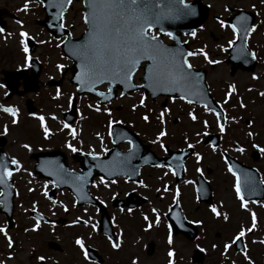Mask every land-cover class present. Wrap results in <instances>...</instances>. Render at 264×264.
Segmentation results:
<instances>
[{
    "label": "flooded vegetation",
    "instance_id": "af4514ba",
    "mask_svg": "<svg viewBox=\"0 0 264 264\" xmlns=\"http://www.w3.org/2000/svg\"><path fill=\"white\" fill-rule=\"evenodd\" d=\"M187 1L192 2L196 0ZM201 1L202 5L199 6L203 7L206 5L208 8L206 19L202 26L195 31V36L190 34L184 36L183 40L187 42L188 47L193 52L203 48L207 52L209 59L220 62L214 65L209 64L203 55L189 57V61L194 68L206 72L208 88L224 110L223 125L225 131L221 132L218 128L215 113L206 111L203 105L196 103L188 104L187 101L181 99H172L173 101L165 97H161V99L162 104H164L165 100L173 104L176 103L175 105L178 106L177 109L180 107L187 114L192 112L194 115H197L200 110L202 115L207 112V116L204 115L205 117H201L202 129L198 131V129L192 127L193 130H190V136L194 135L198 137L202 134L205 135V133H217L220 135V144L218 147H212L211 145L205 144L203 139H200L198 142L194 141L193 145L195 147L193 148V152L199 153L201 159L197 161L194 155L188 156L183 162V172L178 174L179 179L176 175L171 174L168 167L169 164L167 163L141 166L136 177L137 179H134L133 176L136 170H131L129 175L118 177L114 180L103 179V184L100 183L101 177L94 175L89 185V191L91 196L99 202V205H95L88 202L78 203L72 190L68 186V183L71 182L69 180V171L75 173L83 172V168L91 169V161L86 165L85 155L82 156L77 152H72L66 146L69 143L72 144L67 139L64 141L63 146L55 144L53 146H46L47 149H42L45 145L41 143L44 141H39L37 144L39 150H35V152L40 150H62L64 154L53 157L52 161L55 163L48 164L46 167L64 164L63 169L66 170L67 174H58V167H54L55 169L50 171L51 177L41 176L36 171L34 157H31L34 164L28 170L30 176L28 175L24 178L21 171H15L13 174L16 204L22 205V202L18 203L20 199L25 201L24 214L33 223L31 227H24L25 232L26 229L32 231L31 244L35 247V250L33 252L34 261L31 264H168L169 259L173 261V264H250V261L251 264H261L262 262L264 264V256L261 262L259 259V255L261 254L258 251L255 254L257 256L253 255L255 248L247 238L248 236H256L255 233L257 231H261L264 237V227L260 229L261 225H264V184L259 183V181L264 180V171L257 164L262 157L261 151L253 149L248 154L253 162H249L239 158L236 150L242 148L243 151H240V154H244L248 148L251 146L253 148L251 142L250 144H244L238 141L234 142L230 148L226 147V151L231 152V154L257 171L254 172V175H251L256 184V190L254 192L247 191L244 194V198L249 202L247 210L240 207L241 202L236 196L234 187L236 177L228 171V166L226 172L232 178L234 197L232 200L235 206L232 203L226 205V203L224 204L221 201L222 199H219L218 190L216 189L217 182H215L213 177H210V174L214 171L212 167L208 166L205 168V171H202L205 167L203 163L207 161L206 156L211 152L218 154L221 159V164L226 162L223 158L225 156L224 148L228 144V141H230L228 137H225L228 132L230 119H227L228 112L226 108L230 106L232 99L234 98V103L241 110H246L249 104H255L259 101L264 102V96H259L258 93L260 91L256 90L255 84H252L248 88L242 86L239 89L237 83L236 95L225 103V91L223 97L220 99L219 93L214 89L210 81L213 69L219 64H227V74L231 76L248 71L251 73V77L253 73L259 76L256 73L257 67L261 66L264 62V0H237L236 6L226 5L228 11L226 16L218 14L214 17L218 22L224 20L226 24H228V18L235 12L247 17V19H252V26L254 25L255 27L248 34L247 48L244 47V53L246 54V51H248L251 59L255 62L254 67L249 68H245V63L242 61L232 63L228 59V41H234L235 38L231 28H222L220 26L219 30L225 32V42L213 44L212 38L215 39L216 33L211 28V19H213L212 3L207 0ZM25 3L26 0H0V28L1 23L6 24V27H8L13 22L17 23V21H20L23 23L28 19L27 17L31 9L28 5L27 10H25ZM201 33L205 34L202 35ZM164 40L171 43L168 37H165ZM251 53H255V59L252 58ZM17 64L18 62L14 60V57L12 59L9 57L8 64H3V67H0V69L17 70L26 66L25 63ZM262 92H264V89ZM167 101L163 106H167ZM241 102L245 107H240ZM170 109L172 112L174 107L173 109L170 107ZM262 114H264V111ZM188 119L191 124L192 119L189 115ZM204 121L208 122L207 126L203 123ZM252 122L253 118L247 117V126L253 127L251 125ZM215 124L217 131L214 132L211 130ZM251 127L249 130L245 129L246 136H249L248 133L251 132L252 135L250 137L255 139L257 134ZM263 128V126L260 127V129ZM49 136L52 139L54 134L51 133ZM140 136L142 142L147 146L144 145L138 158L133 160V166L142 164L143 158L148 153L147 147L149 146L158 157L170 156H168L167 150L161 147V150L153 148L152 144L146 140L147 138L143 134H140ZM157 142L159 145L163 143L165 148L167 146L171 147L167 148L170 152L187 148H180L175 145L177 144L176 140H172L171 143L164 141ZM253 142L256 143L257 141ZM77 145L74 147H77L80 152L88 153L92 151L85 148L81 142L77 143ZM128 147L129 143L121 145L122 150H126ZM196 163L199 169H201L202 174L197 172V177L194 178L193 172ZM155 171H162L163 173H167V175H165L164 179L157 182L160 191H156L154 197L150 198L149 186L151 184L149 183V179L152 178L151 175ZM141 181L143 184H141ZM185 181H190V183H185ZM54 182L55 187L52 186ZM105 184H107V187H105ZM165 185L168 186L169 191H164ZM203 185L206 187V191L200 197L197 188L201 189ZM23 186H27V192L24 191ZM190 186L191 193L187 197L186 194ZM29 188L33 189V191H28ZM177 189L179 190V196L176 198L177 202L174 203L173 196ZM225 189L227 190L228 188L226 187ZM45 191L48 192V196L44 195ZM53 200L56 201L55 204L52 203ZM101 201L104 203H101ZM212 206L217 208L222 218H217V215L211 211ZM33 208H35V211H33ZM65 208H67V211L64 210ZM153 208L157 210L156 213L152 212ZM252 213L256 215L255 229L252 232H247L239 242L229 248L230 252L232 250L231 256H229V249L225 252L224 244H231L232 238L236 236L242 226L245 228L251 227ZM157 214L159 215V223L155 222ZM225 215L228 217L227 220L224 219ZM145 216L148 217L147 220L144 219ZM77 217L81 218V222L73 224L72 221ZM213 219L214 221L215 219L221 221V226L214 223ZM37 220L40 221L39 228L33 231V225ZM84 220H88L89 224L85 225L83 223ZM92 224L96 225L95 230L91 228L90 225ZM149 224L152 226L149 227ZM170 234L172 238L171 244L168 243ZM77 237L83 239L85 243L88 252L87 260L82 250L75 244ZM261 239L264 240L263 238ZM113 243L119 244V247L113 248ZM262 244L264 245V243ZM10 249L11 251L8 252L7 256L13 255L14 252L16 254L19 253L15 249L14 244ZM169 250L173 252L171 258L168 256ZM232 253L235 255L233 256ZM245 254L250 257V261L245 259ZM37 256H44L45 260L38 262L36 260ZM28 264L30 263L28 262Z\"/></svg>",
    "mask_w": 264,
    "mask_h": 264
},
{
    "label": "rangeland",
    "instance_id": "374dc122",
    "mask_svg": "<svg viewBox=\"0 0 264 264\" xmlns=\"http://www.w3.org/2000/svg\"><path fill=\"white\" fill-rule=\"evenodd\" d=\"M207 1L212 3L213 19H211V28H213L216 33L215 39L211 37L213 44L217 42L224 43L225 32L219 30V22L214 17L218 14L226 16L228 14L226 5L229 4L230 6H236L237 0ZM26 3L31 9L28 15L35 21H37L38 18H45V12L41 8V0H26ZM83 14L84 4L82 0H72L68 10L64 13V25L72 32L74 37H79L86 28L82 19ZM29 16L27 17L28 21L25 20L26 22L24 21L21 24L13 22V24L8 26L5 30H3V32H0V56L2 55V65H0L3 67V64H8L9 57L10 59L14 57V60L18 62V64L24 63L23 58L28 55V52L25 53L23 50V45L19 41V39H21L19 33L27 30L26 33H28V35L35 34L36 36H33L36 37V40L39 42L37 49L34 51V55L44 61L45 68L43 67L44 70L40 76L41 80L48 81L50 79L58 80L62 78V83L58 86L43 85L36 92L28 93L23 96H14L11 99L6 100L7 102L3 99V90L0 87V104L4 106H11L18 110V123L15 125L11 123L12 117L9 114L0 111V135L7 136L6 151L8 152L9 157H14L15 155V158L20 162V165H22L20 171L24 178L29 175L28 170L32 168L34 164L30 155L33 150H39L37 148L39 141H44L41 143L42 145H45L42 149H47L46 146H53L55 144L63 146L64 141L67 139L73 146H76L77 143L81 142L86 148L88 147L89 150L96 151L97 153L104 151L108 140L110 139V120L128 122V125L139 131L140 134H143L144 137L147 138L146 140L152 144L153 148L159 150L161 149L159 143L156 141V137L161 130L164 131V128L167 130L166 136L162 137L159 142L164 141L171 143L172 140H176L177 144H173L180 148L188 147L187 145L194 144V141L198 142L200 139H205L206 136L204 134L198 137H195L194 135L190 136V130H193V128L198 129V131L202 129L201 117H205L207 115H202L201 110L197 114V119L195 120L196 122L191 120L190 124L188 114L180 107L177 109L178 106L175 105L176 103L173 104L172 102L170 103L167 101V106H163L162 99L152 101L149 97H147L148 99L143 97L145 104L144 106H141L140 100L143 96L142 91L116 98L111 107L109 105L100 106L97 99L91 97L90 95H83L81 97L78 96V118L75 123L70 125L69 128H64L62 123L63 112L69 109L73 96H76L77 94L75 85L70 82L72 73L69 68L72 65V61L65 57L61 50L60 43L62 39L53 38L46 28L38 25L35 21H30ZM5 31H9V33H6ZM10 31L12 33H10ZM11 34L13 36H10ZM201 34L204 35L205 33ZM41 41H43V43H41ZM206 41L211 44L209 40L206 39ZM60 64L64 65L63 69L57 68V65ZM227 70V64H219L215 69H213L210 76L212 86L219 93L220 99L223 97L225 88L228 87V84L235 85V81L238 83L239 89L242 86L246 88L251 87L252 84H255L256 90L260 92L264 89V62L261 66L257 67L256 73L259 74L257 80H253L251 78V73L249 71L237 74L236 76H231L227 74ZM260 75L262 76L260 77ZM101 88L104 89L105 87L102 86ZM57 90L60 92L59 96H57ZM28 98H32L34 100L36 110L33 113L35 115H31V113L27 110L26 100ZM133 105H136L135 109L133 108ZM97 106L100 107L101 111H95ZM169 106L172 109L174 107L172 112ZM248 107L246 110H241L236 103H234V99L232 101V105L227 107L228 118L232 116L230 119L232 121L229 122L228 132L225 136L228 137L230 141H228L224 150H227L226 147L230 148L234 142L239 141L244 144H250L251 142L257 147L251 148V146L244 154H240L241 152L238 150L236 151L239 158L253 162L248 154L251 153L253 149L264 147V128L260 129L261 126L264 127V114H262L264 111V102L259 101L255 104H249ZM105 108L111 110V115L104 111ZM165 108L170 111L165 113L164 121L166 123L164 122L162 124L158 117L161 111ZM147 114L149 115V120L145 121L142 117ZM40 116H44V124L48 127L49 131L50 129L55 131L53 132L54 137L52 139L46 138L43 140L42 138L36 136L44 133L39 120ZM53 116H55V119H52ZM247 117L253 118V122L251 123L253 127L247 126ZM5 125L8 129L7 133H4ZM250 127L256 131L257 136L255 139H252L250 136H246L247 133L245 132V129L249 130ZM73 129L76 131L75 139L71 136ZM59 131H64V134L59 133ZM207 131L209 130L207 129ZM211 131H217L216 124ZM97 133H99V136H97ZM64 136L66 137L65 139ZM253 141L257 142L254 143ZM24 144H28L31 151L23 148ZM228 154H231V152H228ZM261 155L262 157L257 164L260 165L264 171V152H261ZM206 158L207 161L203 163L205 164V167L202 171H205V168L208 166L212 167L214 171L210 174V177H213L215 182H217L216 189L218 190L219 199H222L221 201L224 204L226 203V205L232 203L235 206V203L232 200V198H234L232 191V178L226 172L228 166L227 162H223L221 164V159L218 154L213 152L208 154ZM197 168H199V166L196 163L193 172L194 178L197 177ZM151 176L152 178L149 179V183L151 184L149 186L150 198L154 197L155 192L158 190L157 182L164 179L165 173L162 171H155ZM23 187L24 191L27 192V186ZM226 187L228 188L227 190L225 189ZM190 193L191 186L188 188V192L186 194L187 197L190 196ZM19 202H22L23 205H17L16 215H14L15 224L11 225V227L8 228L6 226V217L0 213V227L6 226L8 236L12 238L13 242H15L16 239L17 244L15 245V249L19 251L18 254L13 251L15 254L13 253V255L7 256L11 249L8 247L4 234L0 233V261H2L3 264H28V262L31 264L34 261L33 252L35 247L31 244L32 231L29 229H27V233L24 231L25 226L31 227L33 223L32 220L24 214L25 207L23 206L25 205V201L20 199ZM217 218L220 219L222 216H217ZM214 223L221 226V221L215 219ZM262 227H264V225H261L260 229H262ZM255 234L256 236H248L247 238L250 244H252L255 248L253 255L257 256L255 254L258 251L261 254L259 255V259L262 262V257L264 256V245L260 243V241H262L261 238L264 239V237L262 236L261 231H257ZM228 251L230 252V249ZM231 252L228 254L229 256H231ZM232 255L234 256L235 254L232 253ZM261 264H263V262Z\"/></svg>",
    "mask_w": 264,
    "mask_h": 264
},
{
    "label": "snow or ice",
    "instance_id": "6c2138e0",
    "mask_svg": "<svg viewBox=\"0 0 264 264\" xmlns=\"http://www.w3.org/2000/svg\"><path fill=\"white\" fill-rule=\"evenodd\" d=\"M44 0H41L43 3ZM72 0H53L52 3L49 4V7H55L60 10L61 17L63 16V8L65 4H71ZM85 5V12L82 16L83 22L88 30V38L82 44L73 45V55H75L81 64V71L75 77L77 81L81 84L91 83V84H99L103 81L107 80L109 83L113 81L119 80L120 83H123L125 87H137V85L132 84L133 73L137 70V67L141 65L142 61L149 62L148 64V75L147 79L151 82V84L155 87L161 88L165 92L170 91H183L186 95H198V93L193 91L194 85L199 81V73L192 72V64L186 57H192L196 55H203L205 60L209 64H218L220 63L217 60L209 59L207 52L204 51L203 48L198 49L196 51H189L187 53H183L179 49H170L168 48L160 39L162 36L166 35L170 40L176 41V36L171 32H165L163 27L160 26L161 22L167 19H179L180 17L189 15L192 13V9L189 4L185 2V0H82ZM25 10L28 8V4L24 5ZM239 27L237 24H226L224 20H220V26L222 28L229 27L232 29L233 34H237L241 29H243L244 34L247 35L249 31L254 30V25L249 27L247 24V17L240 16L237 18ZM17 23H22L17 21ZM60 27L63 28L65 25L63 23L60 24ZM157 30L154 32L153 29ZM0 32H3V29L0 28ZM21 37V44L24 45V52H28L27 44L24 42V38L28 36V33L21 31L19 33ZM191 35L195 36L196 33L193 32ZM67 37H65V40ZM43 43V41H41ZM64 43V40L61 41ZM233 40L228 41V46H233ZM240 55H245L243 48L239 50ZM252 58L255 59V53H251ZM234 59L237 57H233ZM27 59V57H26ZM57 68L63 69L64 65H57ZM253 80H257L258 76L253 73ZM3 87V85H0ZM251 90V89H249ZM109 93L111 89L109 88ZM236 93V86L234 84L228 85V91L226 93L225 103L227 102V98L231 97ZM260 96H264V92L258 93ZM7 96L8 93L5 92ZM60 95L59 90H57V96ZM99 96L104 99H108V96L105 95L104 92L98 93ZM121 96L124 95L123 92L120 93ZM181 100H185L186 96H180ZM71 99V98H70ZM188 104H193L194 101L192 99H187ZM144 98L141 97L140 105L144 106ZM91 107V106H90ZM240 107H245V105L241 102ZM133 108H136V105H133ZM205 110L211 113H215L217 118V123L219 124V129L221 132H224V125L220 122L221 113L217 112L214 108L208 107L205 105ZM0 111H3L6 114H9L12 119L11 123L13 125L18 123L17 113L18 110L10 107V106H0ZM95 111H101L100 107L97 106ZM105 112H108L111 115V110L108 108L104 109ZM170 111L165 108L161 111L158 119L163 124L165 113ZM31 115H35L31 113ZM188 115L192 120H196L197 117L189 112ZM55 119V116L52 117ZM143 120L148 121L149 116L144 115L142 117ZM41 126L43 127V132L45 138L49 136V129L44 124V116L39 117ZM114 123H120V121L110 120L109 127H111ZM205 126H207L208 122H203ZM65 128H69L70 125L65 123ZM7 126H4V133H7ZM199 135V134H198ZM207 135V133H205ZM249 136L252 135L251 132L248 133ZM71 136L73 139L76 137L75 129L72 130ZM99 136V133H97ZM166 136V132L161 130L157 137L156 141H160L162 137ZM154 141V142H156ZM115 143V141H113ZM131 144V141H129ZM72 152H78L79 149L74 147L72 144L66 145ZM189 148H194L195 145L188 144ZM160 147L165 149V145L160 143ZM253 147H257L253 145ZM23 148L31 151V148L28 144H24ZM213 150H215L213 148ZM239 151H243V149H238ZM261 152H264V148H260ZM134 149L130 150L129 157L133 154ZM195 156L196 160L199 161L201 156L199 153L193 152L191 153ZM87 155L91 156L93 160H98L99 157L95 152H88ZM223 155V153H222ZM117 157H120V153L116 154ZM11 166H15V168H10ZM95 167H100L101 170H108L109 175H111V169L117 167H125L130 166V162L128 158H120L118 161H109V162H101L100 164L94 165ZM20 162L15 158H11L8 160L5 157H0V185H3L4 188H10L11 185L8 183L9 178L12 177L13 171L21 170ZM169 171L172 175H176L177 173L171 168L169 165ZM135 171V169H133ZM197 172H201V169L197 168ZM228 171L232 173L233 176L236 177V183L234 185L236 196L240 200V207L247 210L248 201L244 198L241 190V178L236 175L233 171L231 165L228 166ZM58 174H67L66 170L62 167L58 170ZM74 175V174H70ZM91 175V170L86 173L84 176L76 177L75 179L78 181H85L86 176ZM167 175V173H165ZM100 183H104L103 178H101ZM114 183V181H113ZM185 183H190V181H185ZM244 183L247 185L248 191L254 192L256 190V184L253 181L252 177L245 174ZM260 184H264V180L259 181ZM141 184L143 182L141 181ZM55 187V182L52 185ZM107 187V184H105ZM28 191H33V189L29 188ZM157 191H160L159 189ZM164 191H169L167 185L164 186ZM0 192H3V189H0ZM4 195H7L4 192ZM45 196H48V192H44ZM177 196H179V190H176L175 195L173 196V202L176 203ZM51 199V197H49ZM53 204L56 201H52ZM101 203H104L101 201ZM75 206V205H73ZM67 211V208L64 209ZM35 211V208H33ZM131 211V209H129ZM211 211L215 213L217 216L220 213L217 211L215 206L211 207ZM153 213H156L157 210L155 208L152 209ZM145 220L148 219L147 216L144 217ZM224 219L227 220V215L224 216ZM251 227H241L239 232L235 237L232 238L231 244H224L225 252L235 243L239 242L247 232H252L256 227V215L255 213L251 214ZM81 222V218L77 217L72 221L73 224H77ZM156 223H159V215L157 214ZM40 221L37 220L33 225V231L39 228ZM83 223L85 225L89 224L88 220H84ZM199 223V221H197ZM93 230H95L96 225H90ZM152 225L149 224V227ZM27 231V229H26ZM0 233L4 234L7 244L9 248L13 247V240L8 236L6 231V226L0 227ZM111 239V237H109ZM168 243H172L171 234L168 238ZM260 243H264V240L260 241ZM75 244L79 246L82 250V253L85 259H88V252L85 247V243L83 239L77 237L75 239ZM113 248H118L119 244L113 243ZM215 247V245H213ZM203 251V249H201ZM168 256L171 258L173 256L172 250H169ZM245 259L250 261V257L245 254ZM36 260L38 262H43L45 260L44 256H37ZM0 264H3L0 261ZM168 264H173V261L169 259ZM251 264V261H250Z\"/></svg>",
    "mask_w": 264,
    "mask_h": 264
},
{
    "label": "water",
    "instance_id": "95a60500",
    "mask_svg": "<svg viewBox=\"0 0 264 264\" xmlns=\"http://www.w3.org/2000/svg\"><path fill=\"white\" fill-rule=\"evenodd\" d=\"M52 2H53V0H44V7L46 9L47 16L51 15V19L49 17H47V19H45L41 23L43 25H45L55 36H57L58 34H60V36L64 35V34L66 35L67 39L64 40V43H62V48H63V51H64L65 55L67 57H69L71 60H73V62H74L73 66L70 68L71 72H72L71 81L77 85L78 94L81 95L83 93H90L92 95H97L100 98L101 102H108V101H110L111 99H113L116 96V92L113 91L114 87L122 88L124 94L129 92V91H133V90L137 89L138 86L129 88V87H125V85L123 83H120L119 80L113 81V82H111L109 84V87H108V88L111 89V92L110 93H109V91L108 92H104L105 95L108 96V99H104L103 97L98 95V93H100V91H98L96 88H97V86H100L103 83H109V81L105 80V81H103L102 83H99V84H91V83L81 84L79 81H77L75 79L76 75L78 73H80V71H81V64H80V60L75 55H73L74 49H73L72 46L84 43V41L88 38V30L86 28L85 31L83 32V34L80 37L75 38L71 34L70 30H68L65 27L61 28L60 24L63 22V16L61 17L60 10H58L57 8L49 7V4L52 3ZM68 6H69V4H65V6H64V8L62 10L63 13L68 8ZM174 21H175V19L164 20V21L161 22L160 26H162L163 29L173 28L175 26ZM192 25H194V24L190 23V24L185 25L184 23H182V24L178 25V28L179 29H188V27H191ZM195 26H193V27H195ZM53 28H56V30H53ZM189 31L190 30H187L186 32L188 33ZM29 44H30L31 47L34 46V42H32L31 40L29 41ZM167 47L172 49V47H169V46H167ZM31 49H34V48H31ZM32 69H33V74L29 75V76H26L24 71L23 72L22 71L21 72H17V73L16 72H12V73H7L6 74L5 80L7 82L9 90H10L9 91V96L17 91L16 89H17V87L19 85V82H18V78L19 77L20 78L21 77L22 78L25 77L26 82H25V91L24 92H31V91L37 90L39 88V85H38V77H39V74H40V66H39V64L37 62L33 61L32 62ZM137 69H138V67H137ZM21 73H23V75ZM134 73H133V75H134ZM131 83L134 84L133 77H132ZM149 91L153 92L154 96H156L158 93H168V94H170V93L175 92V91L165 92L159 87L156 88V89L150 88ZM24 92H20V94H23ZM72 107H73V109L69 113L65 114L66 120L70 121V122L73 121V119L76 116V99H74ZM29 110L30 111L34 110V108L32 106V101H29ZM117 127L119 128V127H123V126L119 125V124H115L114 128H117ZM116 133H117V131L113 130L112 135L115 136ZM5 143H6V139L5 138H0V157L7 158L5 153H4V149H3ZM55 154L57 155V153H55ZM52 155H53L52 153H47V152L46 153H40L37 158L38 159H42V158H44V156H46V158H47V157H52ZM108 156H110V155H108ZM108 156L107 157H103V158H99V159L101 160V162H108L109 161ZM171 156H173L172 158L178 159L176 164H175V167L178 168V169L181 168V161L180 160L184 161L185 158L187 157V155L181 156V153L174 152V151L171 152ZM172 158L169 157L168 159L170 160ZM168 159H166V160L168 161ZM161 161H163V160H161ZM95 162H97V160H95ZM173 165H174V162H173ZM10 168H12L11 165H10ZM88 172H89V170H87V168H86L85 169V174L88 173ZM75 178H76V176L73 177L72 179L77 181ZM80 188L83 189L84 191L85 190L87 191L86 187L85 188L80 187ZM74 192H76L75 189H74ZM13 206H14V203L12 201V196L9 195L7 198L5 196V200H3L2 211L5 212L8 215L9 219L11 218V215H12Z\"/></svg>",
    "mask_w": 264,
    "mask_h": 264
}]
</instances>
